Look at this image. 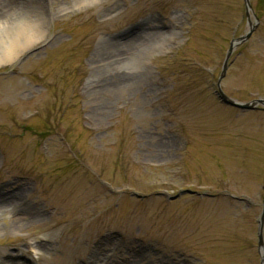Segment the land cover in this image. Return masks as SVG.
I'll use <instances>...</instances> for the list:
<instances>
[{"label": "rangeland", "instance_id": "374dc122", "mask_svg": "<svg viewBox=\"0 0 264 264\" xmlns=\"http://www.w3.org/2000/svg\"><path fill=\"white\" fill-rule=\"evenodd\" d=\"M41 1L0 12V264L39 240L44 264H259L264 110L215 95L243 0ZM249 3L219 83L241 103L264 100Z\"/></svg>", "mask_w": 264, "mask_h": 264}, {"label": "bare ground", "instance_id": "6f19581e", "mask_svg": "<svg viewBox=\"0 0 264 264\" xmlns=\"http://www.w3.org/2000/svg\"><path fill=\"white\" fill-rule=\"evenodd\" d=\"M32 1L38 2V4H43V2L41 0H0V12L2 14V13H4V11H8L11 8V6L14 7L16 9L15 15L17 14V16H19V18H18L19 22L17 21L18 23H16V25L24 26V24L29 22V20L27 17H25L23 9L26 8L29 3H32ZM51 1H53V0H51ZM116 5H117V3L113 2L112 5L108 8V10L113 13L115 11V7H117ZM13 25H15V24L12 23V26ZM1 26L9 27L10 25L8 22H3ZM4 45H5V47H12V46H8L10 44H8V45L4 44ZM103 47H107V48H105L103 52L99 53V55L102 58L101 61L104 60L105 62L109 61L110 63H112L113 62L112 58L118 57L120 55L122 47H126V44L125 43L124 44H117V45L111 44V45H106ZM99 91H101V90L99 89ZM99 106H97V108H100ZM1 206H2V204L0 201V210H2V211L4 210L5 212L8 211V209L6 207H1ZM12 207H14V205H12ZM14 215L15 216L17 215L20 220L33 216L31 208H18V207L17 208L14 207ZM13 222L17 223L18 222L17 218H16V220H13ZM27 247L29 249H33L36 252V254L38 255L37 261L40 264H44L47 261V259L42 254L46 249L45 243H43L42 241L39 240V241H35L31 244H28ZM11 258H12L11 263L3 262L2 264H19L16 255L12 254ZM97 259H98L97 256L89 255L88 257H86V261L84 264H95L94 262H96Z\"/></svg>", "mask_w": 264, "mask_h": 264}, {"label": "water", "instance_id": "95a60500", "mask_svg": "<svg viewBox=\"0 0 264 264\" xmlns=\"http://www.w3.org/2000/svg\"><path fill=\"white\" fill-rule=\"evenodd\" d=\"M243 4H244V8H245V18H246L247 24L249 26V30L245 35L238 37V38H235V39H232L229 43V48H228L226 56L223 60V63L221 66V71H220L219 77H218L217 82H216V96L221 103L228 105V106H231V107H234V108H237V109H240V110H257V109L264 110V100L257 99V100L250 101L248 103H241L238 101H234V100L226 97L219 87L220 80L224 77V75L226 73V69L228 66L227 60H228L233 48L237 44H240V43L246 41L250 37V35L252 34V31L256 27V23L251 24V22H250V13H252V12H251L249 0H243ZM185 193H190V192L189 191H183V192L179 193V195L185 194ZM263 223H264V199L262 201V210H261L260 216L257 220V251H258V254L260 257V263L259 264H264V246H263V237H262Z\"/></svg>", "mask_w": 264, "mask_h": 264}]
</instances>
